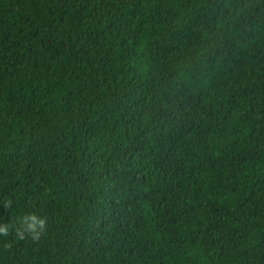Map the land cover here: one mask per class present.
I'll list each match as a JSON object with an SVG mask.
<instances>
[{
  "label": "trees",
  "instance_id": "1",
  "mask_svg": "<svg viewBox=\"0 0 264 264\" xmlns=\"http://www.w3.org/2000/svg\"><path fill=\"white\" fill-rule=\"evenodd\" d=\"M0 229V264H264V0H0Z\"/></svg>",
  "mask_w": 264,
  "mask_h": 264
},
{
  "label": "clouds",
  "instance_id": "2",
  "mask_svg": "<svg viewBox=\"0 0 264 264\" xmlns=\"http://www.w3.org/2000/svg\"><path fill=\"white\" fill-rule=\"evenodd\" d=\"M43 221H41V223H42ZM34 225H32V224H29V228H32ZM3 231H5V229H0V232H3Z\"/></svg>",
  "mask_w": 264,
  "mask_h": 264
}]
</instances>
